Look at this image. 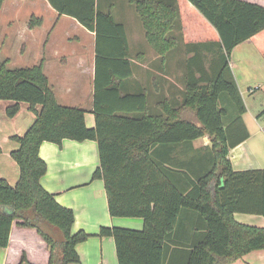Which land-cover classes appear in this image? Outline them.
<instances>
[{"label":"trees","instance_id":"16d2710c","mask_svg":"<svg viewBox=\"0 0 264 264\" xmlns=\"http://www.w3.org/2000/svg\"><path fill=\"white\" fill-rule=\"evenodd\" d=\"M48 1L59 14L95 33V125L86 126L82 108L56 100L42 63L18 68L7 67V60L0 63V101H15L7 115H14L22 101L35 115L28 129L13 137L19 143L11 152L17 182L11 185L0 177V247L8 245L16 222L34 229L48 245V264H79L75 245L89 234L71 231L73 210L40 183L47 170L40 144L69 138L97 142L99 164L92 178L103 180L110 215L143 219L141 229L100 228L99 236L113 238L118 264H233L264 249V226L234 218L236 212L264 217V168L235 170L228 157L249 136L229 57L246 39L264 57V4L128 0L161 60L177 44L171 34L176 19L190 54L182 104L164 100L151 112L144 92L122 93L113 84L130 77L132 68L125 26L111 9H101L99 0ZM40 21L31 15L28 26ZM203 52L212 54L208 68ZM203 136L211 146L193 148L192 141Z\"/></svg>","mask_w":264,"mask_h":264},{"label":"crops","instance_id":"0c3cea01","mask_svg":"<svg viewBox=\"0 0 264 264\" xmlns=\"http://www.w3.org/2000/svg\"><path fill=\"white\" fill-rule=\"evenodd\" d=\"M8 1L11 0H3L0 17L7 12ZM29 1L31 15L41 21L33 27L27 24L30 34L22 40L26 50L23 53L19 51L27 57L24 64L42 63L56 100L65 106L82 108L86 126L93 127L95 33L75 18L59 14L48 0ZM167 1L176 4V0ZM253 1L264 4V0ZM99 7L104 11L111 9L113 17L124 24L129 45L132 75L115 79L113 84L122 93L144 92L149 109L157 110L158 104L164 100L175 107L182 104V68L176 67L174 74H169L167 67L163 66L168 63L167 58L161 60L162 65H154L151 48L149 50L143 45L142 25L130 12L123 17V10L118 9L117 13L110 0H99ZM136 38L139 40L136 41ZM142 45L145 47L142 48ZM6 57L7 61L11 59L9 55ZM229 58L246 106L243 119L249 136L232 147L228 157L235 170L264 168V57L253 42L246 39L232 49ZM14 104L13 100L0 101V177L11 185L19 178L18 165L11 157V152L19 147V143L13 137L22 135L35 119L29 104L23 101L19 102L17 112L8 116L6 110ZM40 107L36 105L37 110ZM191 144L197 150L211 146L207 136L199 137ZM39 156L47 165L40 179L42 187L52 193L59 204L73 210L71 231L81 230L89 234L87 239L75 245L79 264H118L114 240L110 236H99L100 228L119 226L141 229L143 219L110 215L103 180L92 178L99 164L97 142L69 138H64L61 144L43 141L39 146ZM234 218L239 222L264 226L262 215L236 212ZM23 255L25 259L21 261ZM48 260L49 247L37 232L32 228L18 227L13 222L8 245L0 247V264H48ZM233 264H264V249L250 251Z\"/></svg>","mask_w":264,"mask_h":264},{"label":"rangeland","instance_id":"374dc122","mask_svg":"<svg viewBox=\"0 0 264 264\" xmlns=\"http://www.w3.org/2000/svg\"><path fill=\"white\" fill-rule=\"evenodd\" d=\"M166 1V0H163ZM169 2V1H167ZM110 4H112L118 13V9L123 10L122 14L123 17L128 16L131 14L135 18L138 19L137 15L135 14L134 7L128 0H110ZM31 2L29 0H11L8 1L6 4L7 12L2 14L0 17V63L4 60H7L6 55H9L11 59L7 61V67L9 68H18V67H26L24 64L26 60V55L20 54L19 51L22 53L25 52L26 47L22 40H26L28 35L30 34V30L27 29V24L31 15ZM9 10V11H8ZM13 12V13H12ZM141 24V21L139 20ZM142 28V40L143 45L150 50L151 48V57L152 62L156 66L162 65L161 57L155 52V50L149 45V43L145 39L144 29ZM142 34V33H141ZM172 36L177 38L176 46L169 52L167 55L168 63H166V71L169 74H174V70L177 67L182 68L183 70V87H184V74L186 70V61L187 58L190 56L187 53L186 48L184 46V38L181 34L180 30V22L178 19L175 20L173 30L171 31ZM136 41L139 39L136 38ZM138 44V43H137ZM141 46L144 48L145 46ZM8 48V49H7ZM149 56V55H148ZM212 54L210 52H203V57L205 58V66L209 67V61L211 59ZM160 62V64H158ZM181 63V65H180ZM178 66H175V65ZM182 66V67H180ZM179 76V72H178ZM179 78V77H178ZM160 82V80H158ZM161 99V95L159 94ZM152 112V109H150ZM184 116L186 118L194 119V116L189 113L185 112Z\"/></svg>","mask_w":264,"mask_h":264}]
</instances>
